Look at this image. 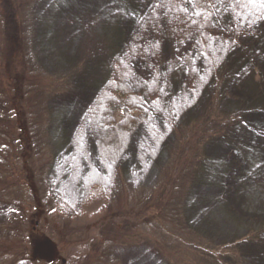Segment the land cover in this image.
I'll use <instances>...</instances> for the list:
<instances>
[{
	"label": "trees",
	"instance_id": "trees-1",
	"mask_svg": "<svg viewBox=\"0 0 264 264\" xmlns=\"http://www.w3.org/2000/svg\"><path fill=\"white\" fill-rule=\"evenodd\" d=\"M33 1L24 0L31 4L24 9L27 14L23 15L17 0H0V35L7 43L4 49L0 48V134L7 140L2 142L0 157H15L22 165L21 170L16 167L18 173L9 169L13 177L2 179L1 183L32 185L35 180L30 169L34 161L29 158V150L36 133H30L31 128H27L28 119L21 102L25 91L23 84L27 80L24 57L28 55V59L33 58L39 66L35 75H31L34 81L30 93L41 99L51 89L41 100L45 128L37 135L42 138L47 135L50 143L46 150L49 147L51 150L50 157L45 156L37 165L39 170L47 167L41 178L45 177L46 188L62 201V194L56 192V183L60 182H51L53 170L57 166L64 167L62 179L67 178L74 165L83 171V181L77 187L79 197L68 204L51 201L54 203L52 210L58 214L68 213L70 207L75 212L85 214L89 210L91 214L93 207L103 208L110 202L111 190L103 183L102 167L116 173L121 181L130 182L139 167L134 161L155 157L165 138V133L153 119L161 120L167 115L163 120L167 125L166 133L179 145L174 155L168 148L163 151L162 157L168 159L165 167L152 164L153 173L148 180L157 182L150 193L152 200L143 204L134 202L128 209L119 208L112 235L121 234L122 240L127 242L136 240L139 221L147 218L150 208L159 204L163 209V197L175 193L179 226L190 238L186 242L187 249L211 259L173 262L159 252V264H224V257L229 260L226 264L235 260L238 264H264V81L256 77L259 68L264 67V51L250 46L243 49L238 42L222 38L224 30L233 27L222 20L228 1L182 0V12L149 20L148 25L152 26L147 29L165 36L169 40V49H173L179 37L185 38L180 35L174 39L176 37L171 34L178 26H185L181 30L191 36L187 37L191 47L185 52L184 60L197 72L193 87L198 76L210 74L200 88L191 89L185 87L188 69L180 62H175L170 74L158 71L147 74L151 85L167 86L165 93L162 89L163 96L161 93L156 96L165 99L166 105L168 102L182 103L184 93H187L186 100L189 99L179 106V114L166 112L159 106L156 112L158 102L151 104L145 96L148 85L134 87L126 81L124 74L123 60L128 55V44L137 37V30L147 27L149 16L153 18L154 14H159V0ZM175 1L176 4L179 2ZM83 19L93 26L95 45L87 51L71 46L78 37L71 28L73 37L66 38L68 33L64 28L73 27L78 31ZM124 19L126 26L121 27ZM213 43L223 46L220 45L221 54L208 58L207 45ZM36 83L42 86H36ZM58 83L62 88L52 90ZM58 92L70 95L63 98L62 101H67L60 105L49 98V94ZM76 106L80 108L79 112L73 113ZM79 118L96 132L91 148L81 143L82 126L76 129L74 124L70 125ZM185 139L188 141L184 143ZM28 154L31 165L26 164ZM78 155L81 159L77 162L75 157ZM129 156L134 160L132 163L125 159ZM145 182L146 179L140 182L139 193L145 189L144 185H149ZM37 196L32 193L34 204L41 212L43 207ZM155 196H158L156 201ZM27 214L26 220L30 218ZM156 214L154 212L152 218ZM36 229L31 233L44 238V234ZM66 231L65 228L60 230L59 239H52L51 244L55 246L53 259L65 258L61 264H90L91 254L85 252L83 242L79 243L77 252L64 253L69 244L76 242L70 230ZM112 235L109 237H114ZM27 236L30 245L35 244L29 232ZM43 242L48 243L43 239L38 244ZM230 244L235 256L232 258L224 255V248ZM27 251L30 250L24 245L2 264L28 261L31 255Z\"/></svg>",
	"mask_w": 264,
	"mask_h": 264
},
{
	"label": "rangeland",
	"instance_id": "rangeland-1",
	"mask_svg": "<svg viewBox=\"0 0 264 264\" xmlns=\"http://www.w3.org/2000/svg\"><path fill=\"white\" fill-rule=\"evenodd\" d=\"M181 1L182 0H179L176 4L175 0H159V14H154L153 18L149 16L146 19L147 27H142V29L137 30V37L128 44V55L123 60L126 81L130 84L132 83L134 87H142L144 84L148 85L146 86L147 89L145 90V96L150 102H152L151 104L158 102L156 108L159 106V108L162 107L166 112H173L175 114H179V106L184 105V103L188 101L189 97L186 100L187 93H184L182 103L173 105L168 102L169 105H166L165 99L161 98V102L156 96L158 93H161V96H163L162 89L165 93L168 89L167 86L162 85L161 83L156 87L151 85L150 82H148L149 80L147 76L149 77V75L147 74L151 71L152 73L158 71L161 74H170L171 71L174 70L175 62H180L188 69L185 87L186 89H191L193 87L194 76L197 72L194 68H190L189 63L184 60L185 52L191 47L189 43L190 40H188L191 36L185 35L181 30V28L183 27L184 29L185 26H178L171 36L176 37L174 39H177L180 35H183L185 38L183 39L182 36L179 37L175 42L173 49H169V40L165 36H159L158 34L149 31L147 28L152 26L148 25L150 22L149 20H159L162 16L168 14L176 15L182 12L181 9L184 8V4L180 5ZM227 1L228 7L225 12H222V20L226 23L233 24L232 26L235 30H233V27L225 29V32L222 33V38L224 39L227 37L232 42H238L243 49L250 46V48L258 47L264 51V0ZM31 2L34 1L31 0ZM17 4L20 6L22 14H27L24 9L30 4H28V2L24 3V0H17ZM72 6H76V4H73ZM126 22L127 20L124 19L121 27L126 26ZM66 23L69 24L71 22ZM81 24V28H78V31H75L73 27H64L65 33H68L66 38L70 39L73 37L71 31L72 28L75 35L78 37V41L75 44H71V46L77 47L80 51L83 49L84 51L93 49L95 45L93 38L94 34L92 32L93 26L90 25L89 22L84 21V19ZM212 35H215V33ZM63 37L65 36L63 35ZM72 42L73 41H71V43ZM66 43L70 44L69 41ZM220 45L221 44L218 43H216V45L215 43L208 44V54H206V56L208 58L209 56L212 58L218 57L217 55L221 54L219 49H222ZM6 46L7 43L4 37L0 35V48L4 49ZM26 50L29 51V48L26 47ZM139 53L143 54L144 57L140 56ZM207 57L206 62L209 63ZM24 64L27 80L24 81L25 85L23 84L25 91L21 102L25 110V116L28 119L27 128H31L30 133H36L35 137H32L30 142L31 151L29 150V152H31V156L29 157L28 154L26 164L30 163L29 158L34 161L32 164L33 168L31 167L30 169L34 172L33 175L35 176V180L32 185L20 184L16 186H7L2 184V179L10 180V178L13 177V175L10 174L9 169L15 171L18 166V169L20 167L19 170H21L22 165L21 160L19 161L15 157H11V159L6 157V155L0 157V264H2L11 254L15 256L16 250L23 248L24 245L30 250L27 251V253H30L29 255L31 256H29L28 261L21 260L19 264H61V262H65V258L63 257L58 260L53 259L52 255L54 254L55 246L51 244L52 239H59L61 236L60 230L64 228L67 229V231L68 229L70 230L71 237L75 238V244H77H69L64 249V253L70 254L77 252L79 243L81 244L83 242L85 243V252L91 254L89 256L90 264H159V252L162 257L173 262H191V260H200L204 257L208 258L205 254L201 256L199 252L187 249L186 242H189L190 238L188 232L179 226L180 214L177 207L178 198L175 193H173L174 196L170 197V195L167 194L163 197L165 199L163 209H161V206L158 204L154 206L155 208H150L147 213V218L144 215L145 218L139 221L137 224L139 233L135 235L136 240L127 242L122 240L123 237L121 234L116 236L112 235L113 223L115 222L119 208L128 209L130 204L134 202L143 204L147 202L148 199L152 200L150 193L152 192L151 190L153 186L157 183L154 182L155 179L148 180L153 173L152 164H158L159 166L165 167L164 165L166 162L168 163V159L166 158V160L164 156L162 157L163 151L168 148V152L174 155L175 149L177 148V145H179L177 144L178 142L176 143V141L171 139L170 135L166 133L165 128L167 125L163 123V120L167 115L161 120L153 119V122L165 133V138L158 147V152L155 157L152 158L149 156L142 158V160L139 161H134L131 156L125 157L126 160L129 159L131 163L134 161L136 165L139 166L138 171L135 170L132 174L130 182L125 183L121 181L116 173L112 174L109 170L107 171L102 167V172H104L103 183L107 189L109 188L111 190L110 202L103 205V208L99 209V205H97L92 208L91 214H89V210H87L88 213L81 214V212H75L70 207L68 208V213L58 214L55 210H52L54 203L51 201H56L57 199L52 194L53 192L51 193V191L46 188L47 183L45 177L41 178V176H45L44 174L47 172V167L39 170V167L37 166L40 160L45 156L49 158V154H51L50 147L46 150L47 143H50L47 135L43 138L42 136H37L40 132L39 130L45 128L43 121L45 117L43 116V112L40 111L43 108L41 100L45 96L47 97V94L51 89L45 92L41 99L39 97L37 98L35 94L30 93L33 87L32 81H34V79H31V75H35L33 73L39 69V66L33 58L28 59V55L24 57ZM207 68L209 69L208 65ZM209 76L210 74L207 75V73L206 75L203 74L198 76L197 84H195L194 87L200 88L201 83L205 82ZM256 77L264 81V67L259 68ZM36 86H42V84L36 83ZM60 88H62V86L58 83L52 90H60ZM49 96L56 105H60L67 101H62V99H66L70 95L64 92H58L54 95L49 94ZM71 96H75V94H72ZM79 99L81 98L78 97V100ZM79 103L81 104V102ZM164 106H166L165 109ZM36 107H39V109H36ZM79 109L80 108L76 106L73 113L79 112ZM156 112H158V108L156 109ZM79 119H76V126V122L70 123V125L72 126L74 124L76 129L80 125L82 126V133L80 136L81 143L83 146L91 148L96 140V132L88 122H82L83 118ZM4 141H7L5 135L0 134V149L3 145L2 142ZM187 141L188 139H185L184 143ZM80 159L81 157L79 155L75 157L77 162ZM137 166H135L134 169H137ZM63 170L64 167L57 166L56 169L53 170L51 182L53 184L57 181L60 182L56 183L58 186V191L56 192L58 195L62 194V201L57 200V202H67L68 204L79 197L77 187L80 182L83 181V171L81 168H77L74 165L71 169V173L67 175V178L62 179L64 173ZM15 173H18V170H16ZM144 179L147 180L144 184L149 185H144L143 187H145V189H143L142 193H139L141 190V187L139 186L141 184L140 182ZM33 192L38 195L39 205L42 204L43 211L41 212L43 215L38 211V207L34 204L32 198ZM56 192H54L55 195H57ZM130 198L140 201H132ZM157 199L158 196H155L154 201ZM27 212V217H30L31 212H34L33 217L28 218V220H26ZM154 212H157V214L152 218ZM34 229L39 231L42 235L44 234V238L43 236L38 237V235H33L31 232ZM27 232L32 236H30V239L34 242L36 241L35 244L30 245L28 242L29 237L27 236ZM111 235L114 237H109ZM43 239H46L48 243L43 242L42 244H38ZM96 242H98V245L94 246ZM8 247L10 248L9 251ZM232 248L233 245L231 244L226 246L224 248V252L226 251L224 255H229L231 258L235 257ZM229 257L228 259H231ZM208 259L210 260L211 258ZM226 261L229 260L224 257L223 263L226 264ZM230 262V264H238V260Z\"/></svg>",
	"mask_w": 264,
	"mask_h": 264
}]
</instances>
